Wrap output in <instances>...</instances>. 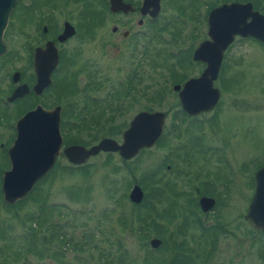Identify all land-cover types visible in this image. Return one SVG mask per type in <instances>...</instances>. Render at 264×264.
<instances>
[{"label": "rangeland", "instance_id": "374dc122", "mask_svg": "<svg viewBox=\"0 0 264 264\" xmlns=\"http://www.w3.org/2000/svg\"><path fill=\"white\" fill-rule=\"evenodd\" d=\"M54 1V8H45L51 12L52 20L56 23L71 21L73 25H77L75 15L81 8L80 5ZM172 1L162 0L158 17L150 23L143 22L139 27L133 26L134 34L125 41L119 43L120 34L112 35L109 31L110 24L104 20L93 29L90 38L81 39L82 31L79 30L80 33L63 47L65 52L75 55L79 68L87 70V66L95 64L99 74L109 77L110 83L116 85L118 81H123L127 73L123 67L126 66L127 69L131 60L132 48L129 44L136 40L142 52L139 103L127 108L122 116H115L111 125L126 124L138 111H158L165 115L163 132L159 143L157 141L151 148L139 151L130 160H122L115 153H99L90 157L85 163L84 170L87 174L69 167L60 155L57 168L37 184L23 205L15 208V217L11 221L15 264H103L106 254H109L107 258L113 264H117L119 254H122V264H145L146 253L155 260V264H168L175 256L176 264H183L185 258L188 263L191 259L192 264H264V234L253 236V230L243 220L251 198V173L264 167V47L251 41L232 45L213 82L220 93L216 106L210 112L188 117L181 111L177 95L171 88L173 85L181 86L187 79L197 77L202 71L201 65L191 61V54L198 43L206 39V9L209 5L215 6L220 2L203 0L206 6L198 8L195 21L188 16L192 11L188 9L185 14H179L175 9L180 3L176 2L172 6ZM29 2L30 0H17L21 5ZM102 2L104 1L93 0V8L102 9ZM19 12L20 9L17 8L14 14ZM17 26L15 15H11L4 29L9 38V46L14 52L21 51L25 40L23 34L27 32L25 27H21L22 34L18 35ZM106 41L110 43L108 47ZM114 47L120 49L117 55ZM106 63L110 68L107 74ZM21 65L22 61L16 64ZM83 75L79 78L80 87L88 83ZM161 89L163 98L158 104L147 102L146 98L154 96L151 94ZM104 93L103 87L84 100L101 101ZM82 98L80 95V107ZM98 112L94 109L88 113L80 110L79 117H83L80 119L84 123H89L88 119ZM106 117L104 112L100 115L99 128L109 127L105 123ZM62 128L65 134L63 143L68 139L65 144H70L80 138L88 144L81 145L86 148L105 137L119 143L124 130L120 129L119 134L113 137L99 132L98 138L90 142L85 131H72L66 125ZM89 134L95 135L94 129H89ZM197 140L198 146L194 147ZM189 142L190 145L193 144L191 147L196 154H192L189 163L181 162L179 159L184 157L183 150ZM173 154L178 155V159ZM159 164L161 171H164L165 165L170 166L168 171H164V180L173 184L172 192L193 195L190 187L196 184L192 181L196 174L200 176L199 181L213 184L218 193V201L206 213L204 224L210 226L212 220H215L217 224L225 225L229 232L235 227L236 231L219 236L215 248L213 244L209 247L208 241L202 242L206 239L200 237L198 229H193L192 223L199 218V213L187 203L191 200V195L173 197L174 192L169 191H165L159 199L147 198V202L151 201L158 213L163 209L170 210L169 216L173 220L167 224L168 219L159 217L156 218V225L158 230L165 226L164 232L172 237L166 239L165 234H159L162 239L145 229L143 234L146 238L141 240L139 237L142 235H138L135 225L129 227L120 224V216L125 217L128 222V216L135 211L127 198L130 187L136 184L141 188L138 183L142 177L159 168ZM126 166L131 169L132 174L127 172ZM204 175H208L206 180ZM230 178V182H227ZM142 192L144 197L145 191ZM74 193L79 199L72 202L70 196ZM33 197L43 199L47 206L56 205L62 212L61 217L51 214L49 223L46 222L40 228L38 240L41 237L48 238L51 231H54L52 223L63 226L66 222L67 238L73 237V242L81 243L83 247L87 243L85 249L75 252L71 250V246L63 247L57 240L46 246L39 245L38 241V249H44V252L41 259L33 256L25 242L29 237L30 223L27 220L38 213L40 205L32 200ZM184 215H188L187 220L183 218ZM177 226L180 228L178 233L173 228ZM182 233L183 236H180ZM150 238H158L160 246L151 250L148 245ZM172 244L181 247L173 248ZM86 248L89 250L85 251ZM188 249L192 250L191 257Z\"/></svg>", "mask_w": 264, "mask_h": 264}, {"label": "flooded vegetation", "instance_id": "af4514ba", "mask_svg": "<svg viewBox=\"0 0 264 264\" xmlns=\"http://www.w3.org/2000/svg\"><path fill=\"white\" fill-rule=\"evenodd\" d=\"M60 1L80 5L81 8H79L77 14L75 15V18H77L78 21L77 25H73L71 21H61L60 23H56L54 22V20H52L51 12L47 11L45 8L47 6H51L52 8H54V0H30L27 5H21L16 1V4L18 5L15 4L16 7H13L14 10L12 9L9 17L11 15L12 17L13 15H15V20L18 22V35L22 34L21 27H25L27 29L26 34H23L25 40L22 45L21 51H12L9 46V38L6 35L5 31H3L2 34L4 52L0 56V264H15V251L13 248V225L11 222L14 220L15 217V208L19 207L20 205H23L26 201L28 194L37 186V184L43 178L49 176L57 168V162L60 159V155H62V149L66 146L73 145L65 144V142L63 143L64 134L62 132V127L66 125L72 131L77 130L79 127L80 110L82 112L88 113L94 109L99 112L103 110L102 112L106 113V124H108L110 128L125 130L128 127L133 116L140 112H136L126 124L122 123L120 125H111L114 121L115 116H122L126 112L127 108H131L133 104L139 103L138 96L141 93L142 87V52L140 51L136 40L129 44L130 48H132L130 52L131 60H129V67L127 69L126 66L123 67V70H125L127 73L123 78V81H118L116 85H112V83H110L109 77L103 74L100 75L98 68L95 66V64H90L89 66H87V70L84 67L79 68L77 62L75 61V55L65 52L63 50V47L71 38H73L75 35L77 36V34L80 33L79 30L82 31V35L80 36L81 39H85V37L90 38L93 29L96 26L102 24L104 20H106V22L110 24L109 31L112 35L120 34L119 43L125 41L132 34H134L133 26L139 27L142 25L143 22L147 21L148 23H150L158 17L161 12L162 0H158L159 9L154 17H151L149 14L151 8L148 9L146 13H142V6L144 0H118L122 4L121 9H112L111 0H103L104 2H102V9H94L93 0ZM176 2H179L180 5L178 6V8L175 9V11H177L179 14H185V11L189 9L190 11H192V13L188 14V16L189 18H192L195 21H197L196 17L198 8L202 5H205L203 0H173L171 2L172 6ZM215 2H220V4L215 6L211 4L205 11L206 15L204 17H206V31L207 17L210 11L222 5H228L231 3H236L240 5L249 4L253 12L264 16V0H215ZM17 8L20 9V12L14 14ZM248 21L249 19L246 20V22ZM64 24H68L72 28L73 34L67 37L64 41L59 42L57 41V37L60 36V34L63 32ZM246 41H251L259 46L264 47V41L257 40L250 36L240 37L236 35L233 37L232 42L226 47L225 51L222 53L220 68L223 60L226 57V53L231 48V46L235 43H243ZM47 44H51L56 57L55 64L48 74V82H46L47 77L45 72L44 75L42 74V76H40L36 72L35 68L36 66H41L43 64V61L45 62V54L42 55V51L45 50V46ZM109 44L110 43L106 41V47H108ZM119 50V47H114L115 55L118 54ZM19 61H22V65L16 66ZM193 63L201 65L204 68V64L197 62ZM109 69L110 68L108 66V63H106V74L108 73ZM38 71L41 72L42 69H39ZM82 73L85 75V81H87L88 83L80 87L79 78L83 75ZM103 87L105 88L103 100H84L85 97H88L91 93ZM16 92H18V95L13 96ZM173 93L177 95V92ZM80 95L83 97L81 99V107L79 105ZM37 108L44 112L58 109V126L59 133L62 139L61 148L59 150L58 156L54 160L51 169L41 180L37 181L34 184L30 192L24 198L17 200L13 203H8L3 199V188L5 183H8V187L10 185L9 172L12 169L11 152L13 151H11V148L14 146V142L16 139V123L26 113L31 112ZM207 112H201L194 116ZM184 114L187 115L186 113ZM187 116L194 117L190 115ZM64 118L66 120H64ZM162 132L156 142L161 138ZM198 142V140L195 141L194 147L198 146ZM191 146H193V144L190 145V142L185 146L186 149L183 150L182 155L184 157H179V160H181V162L189 163V159L194 154H196L193 147ZM173 157L175 159H178V155L173 154ZM68 165L71 168L74 167L70 164ZM169 168L170 166L165 165L164 171H168ZM161 170V165L159 164V168H156L152 171V181L154 188L160 190L163 187H171L172 189L173 184H171V182L169 181L164 180V171ZM255 172L251 173V177L249 180L251 197L255 189ZM229 173L232 174L231 172ZM199 177L200 176L197 174L193 177L194 180L192 181L194 183L196 182V184L191 185L192 187L190 188L193 190L194 193L193 195L191 193L187 194L191 195V200H188L187 203L190 204L193 208H195L199 213V218H195L196 220L192 223L193 229L197 228L199 234H201L200 237H205L206 240L202 242L206 243V241H208L210 243L209 247H211V244H213L214 247L217 243L219 236L222 237V235H225L226 233L233 234V231H236V227L233 228V231L229 232L228 228H226L225 225L220 223L217 224V222H214L215 220H212V224L210 226H206L204 224V217L206 216V213H208L216 206V203L218 201V193L213 184H210L207 181L203 180L199 181ZM207 177L208 175H204L205 180ZM231 179L232 178H230L227 182H230ZM187 195H184L180 192H174L172 194L173 197H187ZM201 198L212 199L214 201L212 208L207 211H202L199 205V200ZM156 199L158 198L156 197ZM248 205L246 206V209ZM187 216L183 218L187 220ZM244 222L249 226L246 221ZM186 223L187 222H185V224ZM177 227L173 228H175L177 231ZM250 228L253 230V236L257 234H264V231L253 229L252 227ZM191 254L192 250L189 251L190 257ZM189 261H191V259H189Z\"/></svg>", "mask_w": 264, "mask_h": 264}, {"label": "water", "instance_id": "95a60500", "mask_svg": "<svg viewBox=\"0 0 264 264\" xmlns=\"http://www.w3.org/2000/svg\"><path fill=\"white\" fill-rule=\"evenodd\" d=\"M16 1L0 0V56L4 52L2 34ZM111 4L112 9L122 8L118 0H111ZM150 8L149 14L154 17L159 9L158 0H144L142 13H146ZM72 34V28L64 24L63 32L57 37V41L62 42ZM236 35L250 36L264 41V16L253 12L249 4L231 3L210 11L207 17V39L198 44L191 54V61L204 64L203 70L197 77L186 80L181 86H172V91L177 92L180 109L187 115L194 116L207 112L216 106L219 91L213 86V82L217 78L222 53ZM43 54H45V62L35 68L40 76L45 72L48 82V74L56 58L51 44L45 46ZM39 69L42 71L39 72ZM16 95L18 92L13 96ZM163 122L162 112L140 111L122 131L119 143L105 137L88 148L77 144L66 146L61 153L67 163L74 167L84 165L90 157L99 153H115L122 160H130L139 151L154 145L161 135ZM61 144L58 109L44 112L37 108L20 118L16 123V139L11 148L13 151L11 152L12 169L9 172L10 185L8 187V183H5L3 188L4 201L13 203L24 198L34 184L51 169ZM254 178L255 189L243 219L253 229L264 231V167L255 172ZM142 198L141 188L136 184L132 185L128 200L138 205ZM213 203L210 198L199 200L202 211L211 209ZM148 245L154 250L160 245V240L150 238Z\"/></svg>", "mask_w": 264, "mask_h": 264}, {"label": "trees", "instance_id": "16d2710c", "mask_svg": "<svg viewBox=\"0 0 264 264\" xmlns=\"http://www.w3.org/2000/svg\"><path fill=\"white\" fill-rule=\"evenodd\" d=\"M170 75L173 76L172 72H170ZM151 95H154V96L146 98L147 102H149L150 104H158L159 101L162 100V98H163V89H161L159 91H155ZM155 102H157V103H155ZM102 113L103 112L101 111L100 113L96 114V116L90 117L88 119L89 123H84L81 119L79 120L78 131H79V133L80 132L83 133L85 131L86 136L91 139L90 142H94L98 138L97 134L99 132L104 134V136H108V137H113L114 135H117L120 132V129H114V128H110V127L107 129L106 128L101 129L98 127L101 125L100 115ZM80 118H83V117H80ZM105 123H106V120H105ZM86 124H88L89 126ZM89 129H94L95 135H90ZM64 136H65V134H64ZM66 141H68V139L65 140V142ZM159 141H158V143H159ZM75 143L83 145V146L88 145L84 141L80 140V138H78V140H74V141L70 142V144H75ZM85 166H86V164L79 166V167H74L73 169H75L76 171H78L82 174H87L86 171L84 170ZM126 169H127V172L129 174H132V171L130 168H128V166H126ZM113 170H114V168L112 169V171ZM138 184L141 186V189L143 191H145L142 202L138 205H133L135 211H133L131 213V215L128 216V219H127L128 222H126V218L123 216H120L118 221L123 226L128 225L130 227V225L131 226L135 225V227L138 228L137 229L138 235H142L139 237L141 240L146 238L145 237L146 235L143 234L145 229H146V231H152L159 238H162L159 234H165L166 239H167L168 237H170V235H167L166 232H164L165 226L162 227L163 228L162 230L157 229L158 227L156 225V223H157L156 218H159V217H160V219L166 218V219H168L166 221V223L169 224L171 221V217L169 216L170 210L169 209H163L158 213L155 205L150 200H149L150 202H147V198L152 200V199H155L157 197L159 199L165 193V191H169V193L170 192L173 193L171 190V187L170 188L163 187L160 190H157L156 188H154L153 181H152V171L146 173L142 177L141 182H139ZM30 197H32V196H30ZM78 199L79 198H78V195L76 193H74L70 196V200L72 202L76 201ZM32 200L34 202H37L40 204L39 208H38V213L36 215L30 216V218H28V220H27V222L30 223V226L28 228V236L29 237H28L27 241L25 240V242L28 244V246H29L28 250H29V252H31V254L33 256H35L36 258H39V259L42 258L44 249H42V250L38 249V247H37L38 241H39V243H38L39 245L46 246V245H49L50 242H52L53 240L54 241L57 240L60 243V245H62L63 247L71 246V250L75 251V252H78V251L85 249L87 243H84L85 246L83 247V245L81 243L73 242V237L67 238L68 233H65L66 222L63 224V226H59L58 223H52L51 228L54 231H51L48 238L41 237L38 240L37 234H38L40 228L43 226V224H45L46 222L49 223V219L51 218V214L54 213L57 217H61L62 212L59 210V208L56 205H50V206L45 205L43 202V199H41V198L33 197ZM183 217H185V216H183ZM179 229L180 228L177 227V231H176L177 233L179 232ZM180 236H183V233L180 234ZM177 246L181 247V245H173L172 244L173 248H176ZM92 249H94V247ZM87 250H89V249L86 248L85 251H87ZM55 255L58 257L60 256V254L59 255L55 254ZM100 255H101V252L99 251V256ZM107 256H109V254H106L104 256L105 262L103 261V264H113V261L111 259L109 260L107 258ZM121 259H122V254L121 255L119 254L118 258L116 260L117 264H122ZM185 259H186L185 260L186 263H184L185 261H183V264H192L191 261H189V263H188L187 258H185ZM144 261H145V264H155L154 263L155 260H153V258L151 256H149L147 253H146V256L144 258ZM176 263H177V257L175 256L171 259V261L168 264H176Z\"/></svg>", "mask_w": 264, "mask_h": 264}]
</instances>
